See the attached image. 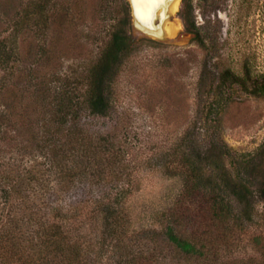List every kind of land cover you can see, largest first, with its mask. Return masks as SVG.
I'll list each match as a JSON object with an SVG mask.
<instances>
[{"label": "trees", "instance_id": "1", "mask_svg": "<svg viewBox=\"0 0 264 264\" xmlns=\"http://www.w3.org/2000/svg\"><path fill=\"white\" fill-rule=\"evenodd\" d=\"M67 16L63 1L31 0L17 19L5 16L12 29L0 32V264H249L220 255L197 232L189 235L184 210L161 212L158 230H130L125 200L132 178L123 150L81 124L84 113L107 117L112 111V84L136 51L129 8L120 3L118 18L81 70L60 73ZM181 18L193 41L210 50L209 34L188 1ZM48 38L46 45L34 43ZM210 77L245 86L250 71L244 66L238 76L204 62L200 88ZM253 83L252 94L263 96L264 76ZM190 128L161 162L181 181L179 203L205 193L208 219L223 232L242 231L253 212L250 191L228 177L226 151L204 147ZM79 187L82 199L61 202ZM258 193L264 201V181ZM256 264H264V256Z\"/></svg>", "mask_w": 264, "mask_h": 264}, {"label": "rangeland", "instance_id": "2", "mask_svg": "<svg viewBox=\"0 0 264 264\" xmlns=\"http://www.w3.org/2000/svg\"><path fill=\"white\" fill-rule=\"evenodd\" d=\"M30 1L0 0V32L12 29L5 16L13 19ZM62 1L68 7L69 23L58 44L64 50L58 53V71L70 73L91 59L118 18L120 3L127 2ZM186 1L196 24L209 34L208 51L184 29L181 13ZM169 22L170 33L164 40L144 36L130 23L136 51L112 84V111L107 117L84 113L81 124L92 134L109 136L123 150L126 172L132 178V192L125 200L131 231L158 230L161 212L184 210L189 235L197 232L220 255L233 254L256 264L264 256V201L258 193L264 181V95L255 96L252 89L253 81L264 76V0H182ZM48 42L49 38L34 43ZM204 62L238 76H243L246 66L250 80L242 86L210 77L200 88ZM188 127L195 128L196 141L204 147L217 145L226 151L223 165L228 177L250 191L247 199L253 212L242 231L223 232L208 219L205 193L188 194L179 203L181 181L168 176L161 162ZM82 198L79 187L60 200L74 203ZM195 211L199 216L193 222Z\"/></svg>", "mask_w": 264, "mask_h": 264}, {"label": "water", "instance_id": "3", "mask_svg": "<svg viewBox=\"0 0 264 264\" xmlns=\"http://www.w3.org/2000/svg\"><path fill=\"white\" fill-rule=\"evenodd\" d=\"M181 1L155 0V3L143 9L146 19L142 22L137 19L138 6L133 0H126L133 30L154 40H164L170 33L169 18L177 11ZM186 33L193 39L192 34Z\"/></svg>", "mask_w": 264, "mask_h": 264}, {"label": "snow or ice", "instance_id": "4", "mask_svg": "<svg viewBox=\"0 0 264 264\" xmlns=\"http://www.w3.org/2000/svg\"><path fill=\"white\" fill-rule=\"evenodd\" d=\"M133 2L138 6L137 19L143 22L146 19V15L143 9L148 5L155 3V0H133Z\"/></svg>", "mask_w": 264, "mask_h": 264}, {"label": "bare ground", "instance_id": "5", "mask_svg": "<svg viewBox=\"0 0 264 264\" xmlns=\"http://www.w3.org/2000/svg\"><path fill=\"white\" fill-rule=\"evenodd\" d=\"M175 30V29H174ZM177 30V29H176Z\"/></svg>", "mask_w": 264, "mask_h": 264}]
</instances>
